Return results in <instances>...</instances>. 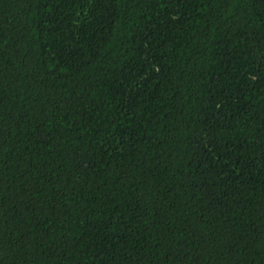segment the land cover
I'll list each match as a JSON object with an SVG mask.
<instances>
[{"label":"trees","instance_id":"16d2710c","mask_svg":"<svg viewBox=\"0 0 264 264\" xmlns=\"http://www.w3.org/2000/svg\"><path fill=\"white\" fill-rule=\"evenodd\" d=\"M0 264H264V0H0Z\"/></svg>","mask_w":264,"mask_h":264}]
</instances>
